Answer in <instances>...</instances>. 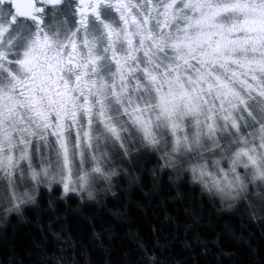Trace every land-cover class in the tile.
<instances>
[{"label": "snow or ice", "instance_id": "6c2138e0", "mask_svg": "<svg viewBox=\"0 0 264 264\" xmlns=\"http://www.w3.org/2000/svg\"><path fill=\"white\" fill-rule=\"evenodd\" d=\"M136 143L169 166L195 154L193 178L226 196L264 182V0H0L7 211L34 199L23 162L91 198L109 144Z\"/></svg>", "mask_w": 264, "mask_h": 264}, {"label": "trees", "instance_id": "16d2710c", "mask_svg": "<svg viewBox=\"0 0 264 264\" xmlns=\"http://www.w3.org/2000/svg\"><path fill=\"white\" fill-rule=\"evenodd\" d=\"M117 154L91 198L53 182L0 208V264H264L262 182L224 199L157 148Z\"/></svg>", "mask_w": 264, "mask_h": 264}, {"label": "rangeland", "instance_id": "374dc122", "mask_svg": "<svg viewBox=\"0 0 264 264\" xmlns=\"http://www.w3.org/2000/svg\"><path fill=\"white\" fill-rule=\"evenodd\" d=\"M243 132L247 133L248 131H250V129L248 128H243L241 129ZM35 143V141H33ZM135 146L136 147H142V148H147V145H140L139 143H136V144H129L128 147H129V151L127 154H125L123 152V150L119 147V145H111L109 144L108 148H107V151H108V155L110 157V159L106 160L105 161V164L104 166H106V164L110 161H112V159L115 160V164L117 162V160L115 158L116 157V153L117 156L119 157L120 155L124 158H127V160H130L131 156L133 155L134 153V150H135ZM112 149L114 150V154L111 153ZM159 150L161 152H163V148H159ZM52 159L54 160V157H52ZM199 162V159L198 157H195V154L193 155L192 158H186V157H178L177 160L174 162V163H177L178 166H182V164L184 165V167H186V169L190 172L192 178H193V174H192V171L190 169V167L188 166L189 163H197ZM91 160L86 158L85 159V163L83 165V167L85 169H89L91 167ZM24 164V171H25V174L24 176L21 178L19 173L17 172L15 177H14V180H15V187H16V191L19 192V193H23L25 191H27L28 193H30L33 197L35 196V192H36V189L40 186V185H51L53 184V182H58L60 183L59 179L57 178L56 180H53L51 181L50 183L48 182L47 178L44 177V176H41L40 179H39V182L37 181H34L32 178H31V175L29 174L28 170H27V164L26 162H23ZM33 166L36 167L37 169L40 168V160H39V157L37 156L34 161H33ZM81 167V165L79 164V160L77 158V161L75 162V166H74V175H78V169ZM222 167L224 168H227L228 167V164L225 163V162H222ZM50 170L51 171H55V166L52 165L50 166ZM209 171H212V172H216L217 175H219L217 169L211 165V163H209ZM112 175V174H111ZM110 175V176H111ZM104 179V177H100V176H96L93 178L92 180V183L91 185L93 184H97V183H100L102 182ZM194 179V178H193ZM205 179H210L208 177H205ZM197 180L198 182H200L203 186H205V184L199 180V179H195ZM259 182H262V181H255L254 183H249L248 186H247V189L250 187V185H254L256 183H259ZM61 184V183H60ZM62 185V184H61ZM252 185V186H253ZM262 185H264V182H262ZM206 187V186H205ZM253 187V188H254ZM209 191L213 192L214 194L218 195V196H221L223 197L224 199H230L234 196H237V195H240V193H243L244 190H240L238 192V194H233L231 196H226V195H223L221 193H219L214 187H212L211 183L208 184V186L206 187ZM245 189V190H247ZM90 190V189H89ZM78 192H84V191H78ZM85 192H88V190H85ZM31 200H27L25 199V202L20 204L19 207H21L22 205L30 202ZM5 205H9V207H7L8 209L12 206V202H11V196H10V189L8 188V181H7V178L6 176L4 175V173L2 171H0V208H3L5 209ZM4 212H7V210L5 209Z\"/></svg>", "mask_w": 264, "mask_h": 264}]
</instances>
